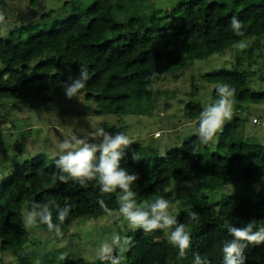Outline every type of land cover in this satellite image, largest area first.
<instances>
[{"label":"trees","instance_id":"1","mask_svg":"<svg viewBox=\"0 0 264 264\" xmlns=\"http://www.w3.org/2000/svg\"><path fill=\"white\" fill-rule=\"evenodd\" d=\"M85 1L92 2L88 8L81 0H70L72 15L53 28L31 34L35 26L22 27L0 38V112L15 101L35 99L49 104L66 97L62 84L69 82L70 76H78L83 66L89 79L81 94L95 103V114L149 116L157 104L156 85L167 75L186 69L190 61L222 54L249 39L250 49L238 58L235 70L204 76L208 84H226L235 90L233 119L216 142L205 145L195 134L164 156L156 152L151 156L150 147L135 143L124 150L120 164L139 176L132 190L140 203L161 197L171 203L167 190L173 183L205 182V189L215 192L232 184L263 180L264 145L246 140L244 130L251 116L240 113L245 105H264V92L251 89L250 75L241 68L247 59L257 66V58L264 57V47H260L264 39V0H178L171 10L158 8L157 0ZM6 5L0 0L1 10ZM233 16L242 23L243 36L232 30ZM216 90L213 101L219 98ZM203 109L199 102H189L185 107L186 118L197 130ZM57 159L36 157L0 188V253L13 254L18 264H34L25 250L30 235L24 216V209L30 211L33 203L48 204L54 224L59 223L57 206L70 208L61 226L63 236L79 218L107 214L98 200L103 199L109 209L119 208V190L101 193L96 181L87 187L71 180L61 183ZM200 202L176 217L191 234L186 258H178L179 249L161 230H126L121 236L131 238L132 243L127 251L116 249L121 264H194L197 253L208 264H223V242L232 239L227 224L242 228L255 221L254 231L264 228V189L255 199L239 193L218 203ZM194 213L198 220L191 219ZM33 229L48 231L42 224ZM50 233L55 235L54 231ZM244 255L245 264H264V244L248 245ZM59 264L110 262L62 259Z\"/></svg>","mask_w":264,"mask_h":264},{"label":"rangeland","instance_id":"2","mask_svg":"<svg viewBox=\"0 0 264 264\" xmlns=\"http://www.w3.org/2000/svg\"><path fill=\"white\" fill-rule=\"evenodd\" d=\"M5 1L6 22L0 29V38L7 37L12 30L19 31L22 27L35 26L31 34L53 28L55 23L66 20L73 13L70 0ZM81 1L85 8L92 3ZM177 2L178 0H157V7L171 10L176 7ZM240 42L222 54L190 61L191 64L186 69L167 75L164 81L156 85L157 104L149 116L130 115L118 118L97 115L94 112L95 103L87 101L84 94L71 100L67 97L57 98L49 104L35 99L15 101L12 104L7 102L0 112V116L5 117L2 118L3 121L0 119V188L20 167L31 163L36 157L57 159L60 155L58 145L65 138L73 135L84 138L98 128H103L112 135L123 132L132 144L150 147L151 156H164L167 150L181 147L187 139L197 134L196 126H192V129L189 126L183 128L191 123L185 115L186 105L189 102H199L205 107L214 102L213 93L218 85L206 83L204 76L220 70H235L238 58L245 56L251 46V41L246 39L243 40L246 47L241 49ZM261 46L264 47V39L261 40ZM255 52L257 55L261 54L260 51ZM262 55L264 56V51ZM257 62L258 65L253 66L254 63L251 64L247 59L241 68L250 75L251 89L264 92V57H258ZM231 99L234 113L236 103L233 97ZM244 107L245 110L240 115L251 116L244 130L246 140L252 144L264 145V105ZM254 119L258 123L253 122ZM157 133H160L159 137L156 136ZM96 140L89 138L91 143H98L99 137ZM205 184L195 181L173 183L167 190L171 214L177 217L181 210L200 204V200H204L206 204L218 203L239 193L255 199L256 194L264 189V178L253 184H232L215 192L207 191ZM136 202L143 205L151 201ZM27 212L24 209V216ZM126 230L134 231L123 217L116 219L108 214L79 218L62 237L46 230L37 231L28 227L30 239L25 250L34 264H59L62 259L94 262L99 259L97 251L100 243L110 242L113 233L122 235ZM0 264L18 263L13 254L0 253Z\"/></svg>","mask_w":264,"mask_h":264},{"label":"clouds","instance_id":"3","mask_svg":"<svg viewBox=\"0 0 264 264\" xmlns=\"http://www.w3.org/2000/svg\"><path fill=\"white\" fill-rule=\"evenodd\" d=\"M3 21L4 15L0 14V23ZM242 27V23L233 16L231 28L235 35H244ZM239 47L243 49L246 44L241 41ZM88 79V70L82 66L78 76H70L69 82L62 84L66 97L69 100L77 98L85 88ZM216 91L219 98L207 104L198 119V139L205 145L217 141L225 123L233 116V100L231 98L235 90L222 84L217 87ZM97 137H99L98 143L89 142V138L97 141ZM131 144L132 141L123 132L112 135L103 128L88 133L84 138L75 135L67 137L58 145L60 155L56 160V167L61 173L58 180L63 184L69 183L70 180L75 181L81 187H87L90 182L96 181L100 186L101 193L106 194L119 190L118 210L109 209L104 200L100 199L98 203L103 211L116 219L123 217L133 230L140 229L145 233L163 231L169 243L179 249L178 258L184 259L191 248V234L186 231V226L178 223L176 216L171 214L169 201L161 197L143 205L136 202V194L132 190V185L139 180V176L134 173L130 174L120 164L124 150ZM97 152L100 153L98 160ZM56 179L54 177L53 182ZM57 211L59 223L54 224L48 204L33 203L31 210L25 215V226L31 228L38 224L46 225L49 232L54 231L57 237H62L61 226L69 215L70 208L57 206ZM191 219L198 220V216L194 213ZM254 224L255 221H250L242 228L231 224L226 225L232 239L223 242V264H245L247 258L244 251L248 245L264 244V228L254 231ZM131 243V238L113 233L110 242L100 243L97 256L100 260L108 261L110 264H121V258L115 255L116 249L121 252L127 251V246ZM194 264H208V262L202 260L197 253Z\"/></svg>","mask_w":264,"mask_h":264},{"label":"built area","instance_id":"4","mask_svg":"<svg viewBox=\"0 0 264 264\" xmlns=\"http://www.w3.org/2000/svg\"><path fill=\"white\" fill-rule=\"evenodd\" d=\"M0 14H3L4 15V21L2 23H0V29H1L3 27V25L5 24V22H6V17H5L4 11L1 10V9H0ZM255 122H257V121H255ZM156 136L159 137L160 136V133H157Z\"/></svg>","mask_w":264,"mask_h":264},{"label":"crops","instance_id":"5","mask_svg":"<svg viewBox=\"0 0 264 264\" xmlns=\"http://www.w3.org/2000/svg\"><path fill=\"white\" fill-rule=\"evenodd\" d=\"M187 124H188V123H187ZM188 126L192 129V128H193L192 126H196V125L190 123V124H188V125L183 126V128H186V127H188Z\"/></svg>","mask_w":264,"mask_h":264}]
</instances>
